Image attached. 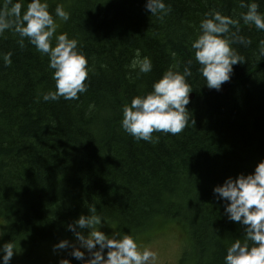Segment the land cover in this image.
I'll use <instances>...</instances> for the list:
<instances>
[{
  "label": "trees",
  "instance_id": "1",
  "mask_svg": "<svg viewBox=\"0 0 264 264\" xmlns=\"http://www.w3.org/2000/svg\"><path fill=\"white\" fill-rule=\"evenodd\" d=\"M257 2L264 12V0ZM48 3L70 13L67 22L57 20V34L78 40L92 71L78 101L44 102L42 94L55 90L47 56L27 40L20 47L12 31L0 35V245L12 241L19 252L12 262H25L61 240L73 242L67 226L94 208L119 234L147 242L140 234L181 222L195 264H223L243 229L227 220L212 190L264 161V58L257 47L264 32L236 26L252 41L235 45L246 63L216 91L197 72L191 43L211 10L238 19L246 11L239 0H166L172 11L163 20L145 11L146 0ZM137 52L151 58L150 73L130 68ZM189 60L193 92L184 131L154 133L152 142L126 134L122 107Z\"/></svg>",
  "mask_w": 264,
  "mask_h": 264
},
{
  "label": "clouds",
  "instance_id": "2",
  "mask_svg": "<svg viewBox=\"0 0 264 264\" xmlns=\"http://www.w3.org/2000/svg\"><path fill=\"white\" fill-rule=\"evenodd\" d=\"M239 7L246 9L238 19L211 10L200 21L198 36L192 41L194 60L199 65L197 72L209 89L220 91L222 85L234 75V66L246 63L235 45L249 46L252 41L240 35L236 27L241 21L264 32V12L257 0H239ZM146 12L158 19L169 15L171 5L166 0H146ZM70 13L60 4L50 10L48 0H2L0 5V35L6 31L18 34L17 43H30L41 56H47L48 68L52 69L55 90L42 94L44 102L79 100L88 91L89 75L92 71L89 58L80 50L79 42L67 33L57 34V20L67 22ZM53 40L55 43L53 44ZM258 55L264 58V39L258 42ZM5 68L10 67L11 53L2 56ZM130 68L137 75L153 70L151 58H141L137 52ZM192 60L183 71L170 66L161 78L152 84V90L134 96L130 104L122 107V130L136 141L152 142L154 133L178 135L190 122V94L193 92L188 79L192 77ZM192 123H195L193 120ZM217 202L223 201V214L229 222L239 224L242 238H236L227 248L223 264H264V161H260L254 172L228 177L223 184L213 188ZM88 215H81L68 230L73 232L75 242L61 240L53 251L71 249L69 255L83 264H156L158 254L149 248L141 250L133 235L118 232L106 234L103 218L90 208ZM19 252L12 241L0 245V264H11ZM59 264H71L62 259Z\"/></svg>",
  "mask_w": 264,
  "mask_h": 264
},
{
  "label": "rangeland",
  "instance_id": "3",
  "mask_svg": "<svg viewBox=\"0 0 264 264\" xmlns=\"http://www.w3.org/2000/svg\"><path fill=\"white\" fill-rule=\"evenodd\" d=\"M101 230L109 235L112 232H117L114 224L113 227L103 224ZM158 232L161 234L153 235L154 231L152 230L140 234V237L146 235V237H148V242L143 241V238L137 239L141 250L146 247L157 252L158 260L156 264H195L191 250H187L186 241L188 235L184 224L181 222L170 223L165 227L159 228ZM162 232L164 233L162 234ZM136 235L133 236L137 237ZM1 239L2 235L0 232V240ZM73 242H75V240ZM51 248L49 250L43 249V254L34 255L26 259L25 262L19 261L17 264H59L62 259H69L71 264H83L82 261H77L69 255L71 249H68L67 251H53V245H51ZM65 256L67 258H65ZM11 264L14 263L11 261Z\"/></svg>",
  "mask_w": 264,
  "mask_h": 264
},
{
  "label": "bare ground",
  "instance_id": "4",
  "mask_svg": "<svg viewBox=\"0 0 264 264\" xmlns=\"http://www.w3.org/2000/svg\"><path fill=\"white\" fill-rule=\"evenodd\" d=\"M193 97V95L191 96V98Z\"/></svg>",
  "mask_w": 264,
  "mask_h": 264
}]
</instances>
